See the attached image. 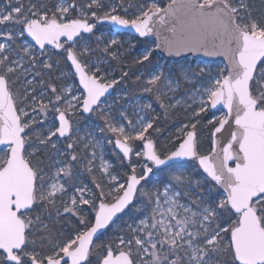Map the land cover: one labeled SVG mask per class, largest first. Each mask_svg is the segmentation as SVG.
Wrapping results in <instances>:
<instances>
[{
	"label": "snow or ice",
	"instance_id": "snow-or-ice-1",
	"mask_svg": "<svg viewBox=\"0 0 264 264\" xmlns=\"http://www.w3.org/2000/svg\"><path fill=\"white\" fill-rule=\"evenodd\" d=\"M38 2L39 6L31 4L27 11L22 3L0 9V26H11L0 29V38L5 41L0 42V144L10 149L0 156V264H91L96 247L94 235L114 223V218L138 197L147 202L136 209L141 218L134 221V226L128 225L124 235L117 237L115 247L111 243L105 246V254L98 264H264V21L251 18L245 0H179V3L171 0L165 9L153 3L133 18H128L124 0L109 6L103 15H98V11L104 9L103 0H89L86 5H80L78 0H56L52 7L43 0ZM73 13L78 15L73 18ZM157 18L168 35L158 37L155 48H146L140 63L150 62L156 49H165L169 54L208 51V41L216 39L221 44L226 39L229 45L228 74H221L186 98L191 101L186 103V108L197 109L191 116L195 122L191 123V130H187L188 125L184 126L174 150H158L150 138L149 130L153 129L156 118L134 110L136 119L133 120L125 110L119 113L117 120L110 115L108 106L101 107L102 97L117 81L105 82L107 74L102 65L106 61L91 60L96 49L83 35H95L97 25L90 21H107L131 27L139 37H148L154 33L153 21ZM21 37H25L24 42L18 44ZM26 37H31L34 44ZM61 38H65L63 43ZM101 42L98 37L97 43ZM118 43L115 38L107 41L102 52L116 58L112 47ZM46 45L63 49L64 59L72 66V76L78 77L82 86L81 96L72 94L71 83H66L59 92L55 85H49L54 100L50 98L45 102L43 94L40 99L34 95L32 86L36 83L35 77L40 76L35 72L39 63L36 46L41 56H47L44 68L53 67ZM204 72L201 68L200 73ZM182 75L189 82L197 77L196 73L189 72ZM29 76L34 78L28 79ZM22 79L24 98L18 102L13 86ZM177 84V80L158 70L150 74L143 91L155 92L162 101L161 107L166 108L164 90L174 91ZM196 96L200 97L198 102ZM29 100L36 105L31 108L34 115L42 114L47 119L51 108L54 119L46 135L36 134V146L26 155L25 146L29 144L26 130L30 131L38 123L20 106H28ZM221 102L226 105L227 113L208 121L212 126V153L201 155L197 144L201 114ZM61 103L64 107L55 106ZM78 107L84 113L99 110L105 124L100 132L111 134L114 139L108 143L114 144L123 158L133 152V141L142 142V150L135 152L142 174H138L133 165L131 174L121 183L101 156L99 169L115 183V188L105 193L100 183L95 184L99 192L86 185L68 184L74 176L72 165L79 159L77 147L83 143V138L75 135L70 119ZM137 107L144 111L151 105ZM54 137L72 142L61 152ZM99 146L94 137L84 144L85 149ZM47 148L52 149L56 157H68L67 162L55 160L51 174L31 159ZM95 159L93 152L88 161L89 172L94 170ZM185 160L195 162L206 173V181L223 188L222 199L181 202L188 192L177 189L192 183L178 170L180 162ZM230 162L234 166H230ZM157 173H168L170 179L156 184L154 191L145 190L144 185ZM65 177L68 179L62 183ZM196 183L199 186V181ZM69 187H74L71 195H68ZM113 193L117 194L113 196ZM109 197L111 202H107ZM36 205H43L47 215L33 218L26 214ZM81 205L92 207L94 222L88 227L90 221L81 218L79 223L84 230L73 229V234L57 239L45 221L52 220L53 210L57 219L64 215L79 217L83 211ZM146 207L150 211L144 214ZM225 215L236 219L222 227L221 224L227 223L223 219ZM225 236L228 237L226 244Z\"/></svg>",
	"mask_w": 264,
	"mask_h": 264
},
{
	"label": "rangeland",
	"instance_id": "rangeland-1",
	"mask_svg": "<svg viewBox=\"0 0 264 264\" xmlns=\"http://www.w3.org/2000/svg\"><path fill=\"white\" fill-rule=\"evenodd\" d=\"M44 3L48 5V7H52V5L56 2V0H43ZM89 2V0H85V5ZM104 7L106 10L109 6H115L121 2V0H103ZM171 0H124V7L128 8V18H133L134 16L139 14V11L143 9H147L151 6V4L156 3L160 8H165ZM248 6V12L251 13V18L257 19L258 21H264V0H245ZM19 3H22L26 6L25 10L27 11V7L31 6V4H37L39 6L38 0H0V9H9V5L12 7L18 6ZM131 6V7H129ZM124 15L123 12L120 13ZM73 18L78 15V13H73ZM98 15H103L98 11ZM241 15H245V13H241ZM247 18V17H246ZM96 23L97 27L94 30L95 35L84 33L83 35L87 38L89 45L96 49L91 56L92 61L100 60L106 61L102 65L107 74L106 83L116 80L115 90L112 94L107 95L102 100L101 107L104 108L108 106L110 115L116 117L119 120V113L127 110L129 113V118L135 120L136 116L133 115V111L139 112L140 115H145L149 118H156L154 121L153 129L149 130L151 134V139L155 142L156 146L159 145L164 146L168 150H174L175 141L177 137L182 136L185 125H188L187 130L190 129L191 123L195 122L191 119L192 112L197 110L194 108H186V103H191L190 100L186 98L189 95H192L194 91L200 88L202 85L207 86L211 80L219 78L221 74L227 75V66L223 60H208L206 58L194 57L192 55L187 57H182L180 59H170L163 56L156 49L153 52V55L150 57V62L140 63L139 60L144 53L146 48H155V44L157 40L152 38H142L136 35L133 32H123L115 30L111 24L103 22V21H90ZM11 26L4 25L0 26V29H5ZM100 37L102 39L101 43H97V38ZM29 43L34 44V41L31 40V37H26ZM115 38L119 43L112 47V51L117 53L116 58H111L110 56L104 54L102 49L105 46V43L111 39ZM25 37H21L17 43H23ZM0 42H5L3 38H0ZM64 39L62 40V43ZM71 44V43H69ZM15 47V46H14ZM48 49V53L52 56V60L49 61L53 64L51 70L45 69L43 66V62L47 59V56H41L38 46H36V56L38 58L39 63L35 69V72H39L40 76L35 77L36 83L32 86L34 89V95L37 99H40L43 94V99L47 102L50 98L54 100L52 93L50 92L48 86L55 85L57 90H59L66 84L71 83L73 85V95L81 96L83 93L82 87L79 85V80L77 77L72 76V66L70 62L64 59L66 55L63 52V49H55V47H51L49 45L46 46ZM122 64H121V63ZM116 63H120L117 67ZM131 66H135L133 74L137 80L138 85L133 86L129 84L131 80L127 79ZM123 70L121 74L119 71ZM205 69L203 74L200 73V69ZM163 70L166 74H168L171 78L178 81V84L175 86L174 91H165V97L163 99V103L167 106L166 108L161 107V100L157 99V94L155 92L148 93L144 92L143 88L145 86V81L149 78L150 74ZM119 72V73H118ZM182 72L196 73L197 77H192L191 82L186 81L183 78ZM127 73L125 76L124 74ZM63 74V75H62ZM131 77V75H130ZM28 79H33V76L27 77ZM15 79V78H13ZM43 81V83H41ZM135 81V80H134ZM136 82V81H135ZM14 93L18 95V102L22 101L24 98V83L23 79L16 83L13 87ZM195 99L197 102L200 97L196 96ZM177 101H181V103L177 104ZM150 104L151 108H146L144 111H140L137 105ZM27 105L21 104V107H25V111L29 112V118L37 119L38 123L32 126V129L26 130L27 135L29 137V144H26V155L28 152H32L33 148L36 146V134L43 133L47 134L48 128L52 126V122L54 119V114L52 109H49V114L47 119L42 114L34 115L31 111V108L36 107L31 103V100L27 101ZM56 107H64V105L56 104ZM226 110L223 108L219 110H211L209 109L207 112L201 114V122L197 125L200 128V133L197 135V144L199 141L203 142L204 146L207 148H211L212 137L210 125H208V121L213 118H222L226 114ZM84 117V120H82ZM73 121V126L76 129V136L83 138V143H81L76 150V154L79 159L77 162H74L73 172L74 176L71 180L68 181V184L74 186H87L89 189L93 191L99 192V189L95 188L96 183H100L103 191L108 193L110 189L115 188V183L110 182L107 176L103 175L99 169L100 158L101 156L105 161L109 163L111 166L110 171L113 175L118 176L120 182H124L127 175L131 174L132 166L135 165L138 174H142L140 171V161L135 156V152L142 150V142L141 141H133V153L132 158L130 160H126L122 157V154L114 147V144L108 143L110 139H114L110 133L100 132V129L105 126L104 118L99 114V110L92 112L89 116H86L81 108H77L74 115L70 117ZM123 122V121H120ZM88 134H91L89 136ZM94 137L95 141H99V147H88L85 149L84 144L90 142L91 138ZM53 140L57 144V149L59 151L64 152L68 143L72 142L70 139H65L60 137L53 138ZM207 142V143H206ZM206 143V144H205ZM10 149L5 146L0 149V156H4L8 153ZM96 153V159L92 165L93 171L89 172L87 169L89 167L88 161L92 159V153ZM52 153L50 156L49 154ZM33 163L45 169V171L51 174L54 170V161L57 159H63L64 162H67L68 157H56L52 149H42L36 155L31 157ZM121 160H124V164L121 163ZM39 162V163H37ZM188 161L186 164L180 163L179 171H183L185 173L186 178L192 181L191 185L185 184L182 188H178V191H186L188 192V196L182 199V203H186L189 199L191 200H199L203 199L206 201H218L223 198V190L208 184L205 190H202L197 186L196 181L192 180V173L195 170H200V175L198 178L200 180L206 181L204 177L206 174L203 170L197 167L195 162L190 163ZM68 178H64L61 180L63 183L64 180ZM170 179V175L168 173H157L152 177V180L144 185V189L153 190L154 186L158 183L163 184L167 183ZM214 183V182H213ZM68 187V185H66ZM74 192V187H69L68 195H71ZM117 193H113L115 196ZM67 196H65V199ZM112 199L108 198V201ZM59 202V201H58ZM145 201L142 198L137 199L136 204L126 212L125 216L120 217L116 223L113 224L111 232L104 234L99 238L97 247L101 246L99 258L103 257L105 254V246L108 244H113L115 247L117 237L124 235L127 232V226L132 224L134 226V221L138 218H141V214L136 211L137 207H141ZM98 203V202H97ZM83 211L80 213L79 217L64 215L59 219L55 216V210H53V221L59 222L61 219L68 220L66 226H63L62 233L58 235L59 238L67 237L72 233L73 229L80 224L79 220L81 218H85V216H89L90 221L94 217V212L90 205H81ZM62 211V209H61ZM150 211V208H145V213ZM27 215L32 216L35 215H44L47 213L44 211L43 205H36L33 208L32 212L26 213ZM81 214L83 216H81ZM93 216V217H92ZM236 219L233 216L229 219L228 223L224 224L222 227H226L227 224L232 223ZM78 222V223H77ZM93 222V220L91 221ZM91 222L90 225L91 226ZM72 228V229H71ZM80 229V228H78ZM80 230H84L81 228ZM58 238V239H59ZM228 237H224V243L226 244ZM224 259H227L226 257ZM98 261H91V264H98Z\"/></svg>",
	"mask_w": 264,
	"mask_h": 264
},
{
	"label": "water",
	"instance_id": "water-1",
	"mask_svg": "<svg viewBox=\"0 0 264 264\" xmlns=\"http://www.w3.org/2000/svg\"><path fill=\"white\" fill-rule=\"evenodd\" d=\"M177 2L179 3V0H177ZM171 3V2H170ZM169 3V4H170ZM168 4V5H169ZM168 5L165 7L167 8ZM165 8H161V9H165ZM103 22H106V23H109L111 24L110 22H107V21H103ZM112 27L115 29V30H118V31H123V32H133L135 33L136 35H138L135 30L131 27H121V26H117V25H113L111 24ZM153 26H154V33L153 34H150L148 37H142V38H152V39H155V40H158V37L160 39H162L164 36L168 35L167 31H166V28L164 25H161L159 22H158V18L156 20L153 21ZM139 36V35H138ZM65 39V38H61V42L62 40ZM71 43V42H69ZM213 45H215V47H213ZM47 46V45H46ZM52 47H54L53 45H50ZM234 46V45H233ZM229 45L227 44L226 42V39H225V42L223 44H221V41L219 39H216L215 41L213 40H209L208 41V51H205V50H200V51H181L179 54H169L167 52V50L165 49H157L158 52H160L163 56L167 57V58H170V59H180L182 57H187V56H194V57H197V58H200V57H203V58H206L208 60H223L227 66V68L230 66L229 64V56L227 54V49H228ZM208 52H212V54H208ZM78 78V77H77ZM82 87V86H81ZM115 88V85L111 88H109L108 90V93L105 94V97L107 95H110L114 92V89ZM105 97H102V100L105 98ZM223 108L224 110H226L227 112V107L226 105L221 102L220 104H218L215 108H211V110H219ZM84 113V112H83ZM92 113V112H91ZM91 113H84L86 116H89ZM225 136H227V129L225 130ZM6 145H3V144H0V149L4 148ZM26 147V146H25ZM133 147V146H132ZM217 151H219V149H217ZM10 152V151H9ZM133 153V152H132ZM132 153L129 155L128 158H125L127 160H130L131 157H132ZM212 153V144H211V149L210 151L206 152V153H201V155H209ZM122 154V153H121ZM186 161V160H185ZM182 162V161H181ZM230 166H234V163L230 162ZM206 174V173H205ZM219 186V185H218ZM221 187V186H219ZM222 188V187H221ZM223 190V188H222ZM107 202H111V201H107ZM135 202V201H134ZM133 202V204H134ZM132 206V205H131ZM129 206L123 213H120L118 214V218H114L115 222H117V220L126 212L128 211V209L131 207ZM93 222H94V219H93ZM114 223H111L110 226H108L106 229H102L100 231H98L97 234L94 235L93 237V240H94V244L96 243V241L114 224Z\"/></svg>",
	"mask_w": 264,
	"mask_h": 264
},
{
	"label": "trees",
	"instance_id": "trees-1",
	"mask_svg": "<svg viewBox=\"0 0 264 264\" xmlns=\"http://www.w3.org/2000/svg\"><path fill=\"white\" fill-rule=\"evenodd\" d=\"M78 3L80 4V5H85V0H78ZM100 11V13L101 14H103L104 13V11H106V7H104V9H102V10H99ZM121 63V62H120ZM120 63H116V66L118 67L119 65H120ZM122 64V63H121ZM134 69H135V66H131V71H130V73H129V75H128V77H126L127 79H129V80H131V82L129 81V84L130 83H132V80H133V86H136V85H138V80H136V78H135V76H134V74H133V71H134ZM123 68H122V70H120L119 72L122 74L123 73ZM118 72V73H119ZM130 75H131V77H130ZM136 82H135V81ZM130 85H132V84H130ZM14 87V86H13ZM82 120H84V117H82ZM210 127V129H212V126H209ZM197 131H198V133H200V128L199 127H197ZM207 143V142H206ZM205 143V144H206ZM212 144V143H211ZM157 147V146H156ZM157 149L158 150H164V149H166L164 146H162V145H159L158 147H157ZM210 149L209 148H207V146H204L203 145V142L202 141H199L198 142V151H199V153H206V152H208ZM188 161H190V160H188ZM188 161H184V162H182L183 164H186ZM193 161H191L190 163H192ZM121 163L122 164H124L125 162H124V160H121ZM159 174V173H158ZM201 173H200V170L198 169V170H195L193 173H192V180L194 181H199V188H201L202 190H205L206 189V187H207V185L208 184H210V185H212V186H214V187H216V188H218V189H220V187L218 186V185H215L213 182L212 183H209L208 181H203V180H200L199 178H198V176L200 175ZM145 190H148V189H145ZM109 201H111V199L109 200ZM136 204V202L134 203V205ZM147 204V202L145 201L143 204H142V206H145ZM133 205V206H134ZM132 206V207H133ZM131 207V208H132ZM130 208V209H131ZM129 209V210H130ZM128 210V211H129ZM125 214H126V212L122 215V216H125ZM81 216H83L82 214H81ZM121 216V217H122ZM86 217V216H85ZM93 217V216H92ZM233 216H231V218H232ZM87 219H88V221H90V218H89V216H87L86 217ZM230 218V219H231ZM93 219H94V217H93ZM92 219V220H93ZM223 219L224 220H226V222L228 223V221H229V218L225 215V216H223ZM91 220V221H92ZM90 221V222H91ZM45 222H47V223H49V225H50V228H51V231H52V233H53V235L58 239L59 237H58V235L59 234H61L62 233V228H63V226H66L67 225V223H68V220L67 219H65V220H60L59 222H57V221H53V220H51V221H45ZM78 223V222H77ZM90 225V223L87 225L88 227H90L89 226ZM221 226H224V224H221ZM112 227H113V225L107 230V232L105 233V234H107V233H109V232H111V230H112ZM76 229H78V228H80L81 229V226H80V224H78L76 227H75ZM72 229V228H71ZM104 235V234H103ZM102 235V236H103ZM37 239H38V237H37ZM98 242H99V239L96 241V243H95V245H98ZM100 248H102L101 246H99V247H95L94 249H93V252H92V256H91V261H98V258H99V253H100Z\"/></svg>",
	"mask_w": 264,
	"mask_h": 264
},
{
	"label": "flooded vegetation",
	"instance_id": "flooded-vegetation-1",
	"mask_svg": "<svg viewBox=\"0 0 264 264\" xmlns=\"http://www.w3.org/2000/svg\"><path fill=\"white\" fill-rule=\"evenodd\" d=\"M50 46V45H49ZM52 47V46H51Z\"/></svg>",
	"mask_w": 264,
	"mask_h": 264
}]
</instances>
